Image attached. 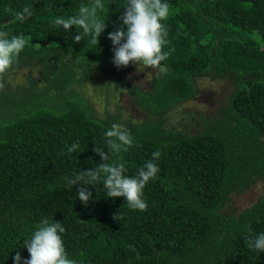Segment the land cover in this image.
<instances>
[{
  "label": "trees",
  "instance_id": "16d2710c",
  "mask_svg": "<svg viewBox=\"0 0 264 264\" xmlns=\"http://www.w3.org/2000/svg\"><path fill=\"white\" fill-rule=\"evenodd\" d=\"M88 2L0 0V30L27 41L0 75V264H14L17 252L21 264L29 258L24 241L45 218L62 223L65 250L77 264H264V252L247 246L249 228L264 232V198L237 215L223 212L232 192L264 178V0H162L170 5L161 21L170 41L162 49L169 52L165 71L148 94L134 91L138 104L160 117L124 124L99 118L74 84L79 66L114 65L107 37L122 26L127 0H105L106 28L96 46L90 36L74 42L82 29L51 23ZM25 6L33 15L23 22L5 11ZM28 67H37L36 77L7 80V71ZM208 74L233 86L220 115L203 116L193 134L167 127L162 115L193 97L194 78ZM113 123L134 138L127 152L109 153L108 162L125 163L127 175L153 151L162 153L143 189L145 211L107 197L102 181L69 184L73 173L102 162L93 149L108 151L104 133ZM74 143L79 148L69 153ZM77 187L92 193L87 205Z\"/></svg>",
  "mask_w": 264,
  "mask_h": 264
},
{
  "label": "clouds",
  "instance_id": "9594fccd",
  "mask_svg": "<svg viewBox=\"0 0 264 264\" xmlns=\"http://www.w3.org/2000/svg\"><path fill=\"white\" fill-rule=\"evenodd\" d=\"M169 8L170 5L162 0H127L124 12L119 17L122 26L108 33L107 37L113 45L112 63L117 69L127 67L131 62L158 69L160 73L165 71L162 61L168 58L169 52L162 49L170 41L168 31L161 21L168 16ZM107 10L105 0H89L88 3H81L73 15L54 16L51 23L57 28H63L66 32L73 26L82 29V34L73 37L74 42H80L83 36H90L88 43L96 46L99 42L98 37L106 28ZM5 11L12 13L20 22L33 15V9L30 6L15 12L10 7H6ZM26 43L23 35L9 37L8 31L0 30V75L13 65ZM4 87L5 84L0 79V90ZM104 136L108 151L101 147L93 149L102 162L90 170L73 173L69 184L72 186L93 185V182L102 181L107 197H123L130 209L145 211L148 205L143 198V189L160 170L155 161L161 157V151H153L151 159L146 161L135 175H127L125 163L120 161L109 163L108 161L111 159L109 153L127 152L134 145L130 130L119 123H113ZM78 148L79 144L74 143L67 148V151L72 153ZM76 194L84 205H87L92 196L85 187H77ZM248 231L250 233L247 239L248 248L258 253L264 252V232L251 233L250 228ZM63 233L65 228L61 222L42 219L31 238L24 241L23 246L27 249L29 258L23 260L22 264H77L76 260L67 255L62 240ZM13 261L14 264H21L22 258L19 252L15 254Z\"/></svg>",
  "mask_w": 264,
  "mask_h": 264
},
{
  "label": "rangeland",
  "instance_id": "374dc122",
  "mask_svg": "<svg viewBox=\"0 0 264 264\" xmlns=\"http://www.w3.org/2000/svg\"><path fill=\"white\" fill-rule=\"evenodd\" d=\"M119 69L117 72L118 69L111 64H92L84 68L79 66L75 76V89L90 101L95 114L101 119L113 117L124 124L159 118V115H151L148 110L143 109L134 94L137 90L148 94L159 70L134 63ZM36 73L37 67L6 72L9 82L19 84L27 82V75L36 77ZM194 79L195 95L162 115L167 127L175 125L188 134L200 129L203 116L220 115L233 88L228 77L213 78L208 74ZM261 198H264V178L255 179L243 191L232 192L223 212L237 215Z\"/></svg>",
  "mask_w": 264,
  "mask_h": 264
}]
</instances>
